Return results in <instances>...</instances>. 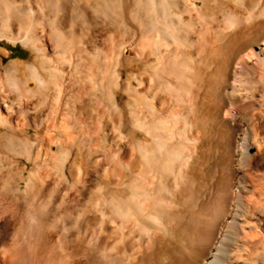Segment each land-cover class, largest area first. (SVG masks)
Segmentation results:
<instances>
[{"label": "bare ground", "instance_id": "1", "mask_svg": "<svg viewBox=\"0 0 264 264\" xmlns=\"http://www.w3.org/2000/svg\"><path fill=\"white\" fill-rule=\"evenodd\" d=\"M0 264H264V0H0Z\"/></svg>", "mask_w": 264, "mask_h": 264}, {"label": "rangeland", "instance_id": "2", "mask_svg": "<svg viewBox=\"0 0 264 264\" xmlns=\"http://www.w3.org/2000/svg\"><path fill=\"white\" fill-rule=\"evenodd\" d=\"M1 46L9 53L10 60H27L29 52L26 51L21 45L13 47L12 45L4 42L1 43Z\"/></svg>", "mask_w": 264, "mask_h": 264}]
</instances>
